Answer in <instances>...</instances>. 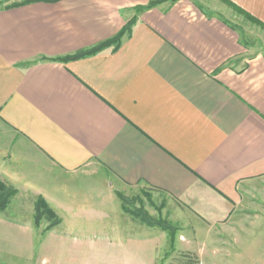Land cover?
<instances>
[{"label": "crops", "instance_id": "0c3cea01", "mask_svg": "<svg viewBox=\"0 0 264 264\" xmlns=\"http://www.w3.org/2000/svg\"><path fill=\"white\" fill-rule=\"evenodd\" d=\"M25 1L0 0V181L16 196L38 187L59 221L50 232L100 238L112 255L97 264H156L123 255L158 245L123 209L134 189L167 201L175 245L196 264H264V0ZM126 26L114 52L42 61ZM80 174L104 182H70ZM4 211L3 236L33 251L23 216Z\"/></svg>", "mask_w": 264, "mask_h": 264}, {"label": "rangeland", "instance_id": "374dc122", "mask_svg": "<svg viewBox=\"0 0 264 264\" xmlns=\"http://www.w3.org/2000/svg\"><path fill=\"white\" fill-rule=\"evenodd\" d=\"M39 174L35 173L34 175L39 176ZM46 175L48 174H43V181L40 182L46 181ZM27 178L30 177L28 176ZM62 179L67 180L66 178ZM70 180L71 183H77L80 185H96L97 182H104L102 177L93 174H80ZM25 183L28 188L27 193H20L18 196H12L6 207L3 210H0V212L5 210V214H11V216L16 217L23 216L24 219L22 223L26 225L25 227H27L28 235L22 237L21 240L33 245V251L30 252L29 250L32 248L30 245H21L18 242L19 240H17L18 238L5 235L4 237L2 230L0 229V264H39L42 260H44V264H46V262H48V264H97L102 256L112 255L111 253L100 254L95 249L94 244L97 243L100 238L94 236H64L63 234L58 233L61 230V227H58L56 229L57 231L54 233L50 232L47 229L50 228L54 219L49 216L47 218V214L42 216L39 222L36 223L35 203L38 199L31 194L34 193L35 189L38 187L33 186V184H30L29 182ZM104 188V190H107L106 187ZM9 189L15 191L14 189ZM80 189L85 192L84 189ZM76 191L77 190H75L74 193H76ZM90 191V188H88V194L86 193V196L82 195L81 199L89 198ZM92 191L94 199H96V197H107L106 194H100L97 190L93 189ZM71 192H73V190H70V193ZM69 197L70 198L65 199L67 202L64 206H67L68 202L73 198L71 194ZM121 197L124 198V200L121 201L122 205L125 206L130 213H136V216L133 217L135 223H142L144 227L154 224L155 227L150 226L152 229L151 231H154L152 234H155L156 232L159 234L158 245H155L154 248L150 246L148 248L135 250L134 252H128L123 255H126L127 257L130 255V258L135 261H154L156 264L197 263L199 257L193 253H189L188 251L180 250L177 245H175V242L179 239V233H177V229L174 227L173 222L168 221L172 212L167 210L169 205H167V201L162 196L157 197L153 191H141L134 189L130 190L127 194ZM96 203H98V201H96ZM92 208L98 209L95 204H93ZM88 214L92 215L93 212L90 211ZM64 215L68 216L67 214ZM89 218L92 217L89 216ZM83 222L90 221L84 220ZM93 222L94 221H91L92 224ZM157 225L164 226L166 229L168 228L169 231L173 230L174 239L171 238V233L168 230L163 231L165 232L163 233L161 227ZM48 226L49 228H47ZM113 255L118 256L119 254ZM223 256L224 254L221 253H203L201 255V259L209 264H228V260L224 259ZM231 257V261H234V259L236 260V258L238 261V254H231ZM110 259L111 257L109 260Z\"/></svg>", "mask_w": 264, "mask_h": 264}, {"label": "trees", "instance_id": "16d2710c", "mask_svg": "<svg viewBox=\"0 0 264 264\" xmlns=\"http://www.w3.org/2000/svg\"><path fill=\"white\" fill-rule=\"evenodd\" d=\"M60 0H27L25 1V3L23 4H29V3H55L58 2ZM160 1L163 0H157V1H153L151 3H149L145 8H151L154 7L156 4H158ZM18 6V5H15ZM246 18L249 21H253L254 23H256L254 20H252V18H250L249 16H246ZM130 32V26H126L125 28H123V30H121L114 38L105 41L103 43H100L98 45H96L95 47L84 51V52H79L75 55L72 56H67L64 58H58V59H42V61H47V62H67V61H71V60H77V59H82L85 57H89L92 55H95L97 53L102 52L103 50L107 49V48H112V51H116L119 47H120V43H121V39L122 37L126 34ZM16 193L15 191L10 190L6 185H4L1 181H0V210H3L6 205L8 204L9 199L14 196ZM121 200H124V198L121 197ZM123 209L127 212L130 213L125 206H123ZM139 213V212H138ZM137 213V215H138ZM45 214H47V216L51 217L52 219L54 218V213L52 212L51 209H49L45 203V201L42 198H38V200L35 203V221L36 223L39 222V220L42 218V216H44ZM132 214V213H130ZM133 216H136V213L132 214ZM59 221L54 219V222L50 225L54 226L55 224H58ZM149 226V225H148ZM151 227H155L154 224L150 225ZM149 226V227H150ZM160 226V225H157ZM162 231H166L169 229L164 226H160ZM171 233V238L174 239V233L173 230L169 231Z\"/></svg>", "mask_w": 264, "mask_h": 264}]
</instances>
